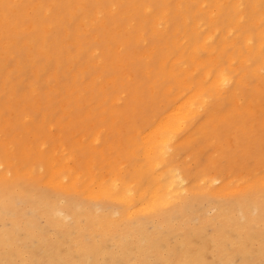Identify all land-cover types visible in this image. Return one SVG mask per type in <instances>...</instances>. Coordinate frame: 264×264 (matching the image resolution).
I'll use <instances>...</instances> for the list:
<instances>
[{
    "label": "bare ground",
    "instance_id": "1",
    "mask_svg": "<svg viewBox=\"0 0 264 264\" xmlns=\"http://www.w3.org/2000/svg\"><path fill=\"white\" fill-rule=\"evenodd\" d=\"M262 129L264 0H0V264H264Z\"/></svg>",
    "mask_w": 264,
    "mask_h": 264
},
{
    "label": "rangeland",
    "instance_id": "2",
    "mask_svg": "<svg viewBox=\"0 0 264 264\" xmlns=\"http://www.w3.org/2000/svg\"><path fill=\"white\" fill-rule=\"evenodd\" d=\"M256 136H259V145L262 146L260 147L261 149H258L257 151H255L253 154H251L247 159H246V164L249 165V166H253V163L255 162L254 159H253V156H258V158L260 157V159L263 157L264 158V129L262 130H259V133L256 135ZM213 150L212 148H207L205 150V154H203L204 156H202V159L201 161H203V164H204V160H206L207 162V157L208 155H210V151ZM210 153V154H209ZM262 155V156H261ZM253 159V160H252ZM254 161V162H253ZM249 163V164H248ZM222 164H226L225 161L222 162Z\"/></svg>",
    "mask_w": 264,
    "mask_h": 264
}]
</instances>
